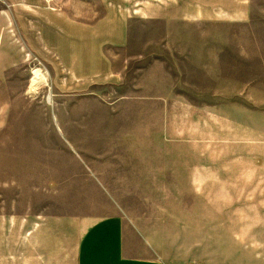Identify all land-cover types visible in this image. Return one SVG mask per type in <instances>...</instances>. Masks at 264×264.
Wrapping results in <instances>:
<instances>
[{"label": "rangeland", "instance_id": "obj_1", "mask_svg": "<svg viewBox=\"0 0 264 264\" xmlns=\"http://www.w3.org/2000/svg\"><path fill=\"white\" fill-rule=\"evenodd\" d=\"M102 1L85 0L82 11L105 16ZM116 1L127 6L114 10L129 42L105 47L115 76L92 77L89 43L79 82L49 59V15L73 7L0 0V211L76 210L79 197L48 194L65 187L47 181L75 174L80 157L125 173L145 161L157 178L107 186L167 264H264V0H248L245 21L225 17L233 1L181 0L167 18L160 0ZM37 69L46 79L35 87ZM114 112L130 117L111 125L133 128L125 140L88 121ZM103 142L129 150L99 155Z\"/></svg>", "mask_w": 264, "mask_h": 264}, {"label": "crops", "instance_id": "obj_2", "mask_svg": "<svg viewBox=\"0 0 264 264\" xmlns=\"http://www.w3.org/2000/svg\"><path fill=\"white\" fill-rule=\"evenodd\" d=\"M205 1L209 3L212 0ZM231 1L237 10L234 14L232 11L225 13L227 20H247L248 0H225V5L233 7ZM63 4L73 7L74 10L66 8L58 18L51 11L53 15H49L47 28L49 38H52L51 33L55 35V50L49 59L54 56V65H64L66 76L70 79L79 78L81 82L87 77L86 74L82 76V73H88L89 69L87 48L90 43L95 47L98 60L96 68H90L93 71L92 77H97L101 82L110 79L109 75L115 76L111 68L113 61L105 54V47H125L128 44L126 20H122L114 10L127 6L116 0L102 1L100 6L107 9L105 16L96 18L82 11V6L88 5L85 0H63ZM183 6L181 0L159 1V8L164 9L163 16L165 14L166 18L172 9L179 13L178 9ZM145 7L152 8V4L146 3ZM59 37L63 38V43L58 41ZM129 118L125 114L114 112L111 117H89L88 121H101L100 126L104 127L95 129L98 135L114 132L121 141L125 140L121 137L131 134L129 131L133 128L111 125L115 123L113 120ZM89 122L88 125L91 124ZM100 145L102 147L98 150L99 155L104 152L120 153L129 150L126 145H119L114 149L112 146L116 144L103 142ZM80 158L77 159L75 174L63 172L62 179L47 181V184H62L65 187L63 192L58 193L49 189L48 194L56 197L63 193L65 199H75L77 195L80 203L75 206L76 210L65 207L58 212L49 209L0 211V264H167L147 231L125 217L123 208L117 202L121 199L120 192L114 193L107 186L125 182H147L157 178L153 175L151 166L148 170L146 162L140 161L137 168L141 170L135 171L134 162L129 167V172L125 173L121 170L125 166L122 163L110 164V160L97 159L99 162H92L96 165L93 167L91 163ZM114 158L123 160L122 155ZM71 184H79L74 195L68 191ZM83 185L87 187L84 189ZM1 209L5 210L4 207Z\"/></svg>", "mask_w": 264, "mask_h": 264}, {"label": "bare ground", "instance_id": "obj_3", "mask_svg": "<svg viewBox=\"0 0 264 264\" xmlns=\"http://www.w3.org/2000/svg\"><path fill=\"white\" fill-rule=\"evenodd\" d=\"M33 73H34V76L32 78V82H33V85L36 87L37 84H39L41 81H44L46 77L40 69L35 70Z\"/></svg>", "mask_w": 264, "mask_h": 264}]
</instances>
